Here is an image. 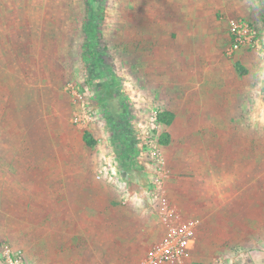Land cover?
<instances>
[{
    "label": "rangeland",
    "instance_id": "374dc122",
    "mask_svg": "<svg viewBox=\"0 0 264 264\" xmlns=\"http://www.w3.org/2000/svg\"><path fill=\"white\" fill-rule=\"evenodd\" d=\"M199 17L205 25L223 22L229 37L230 21L241 18L264 37V0H0V264H8L6 248L23 264H57L58 246L74 255L67 218L78 228L88 218L97 226L100 215L107 241L100 244L92 231L89 242L77 244L90 263L148 264L163 237L145 201L155 158L134 142L146 140L144 130L165 137L151 123L161 103L154 49L167 41L163 26L187 27V35ZM90 24L96 60L85 56ZM263 50L264 43L248 51ZM85 131L95 145L85 143ZM165 149L170 161L194 159L190 150ZM110 153L119 158L120 187L96 178ZM233 251H241L237 260L221 256L218 264L252 255Z\"/></svg>",
    "mask_w": 264,
    "mask_h": 264
},
{
    "label": "crops",
    "instance_id": "0c3cea01",
    "mask_svg": "<svg viewBox=\"0 0 264 264\" xmlns=\"http://www.w3.org/2000/svg\"><path fill=\"white\" fill-rule=\"evenodd\" d=\"M195 19L187 35V27L176 30L165 24L167 41L160 50L154 49L156 90L162 92L159 112L174 114L170 125H160L170 136L168 144L159 145L168 173L164 195L180 220L198 223L194 261L218 264L221 256L237 260L241 251L233 250L239 248L252 253L241 264H264V52L230 53L226 24L213 18L205 25L200 17ZM178 124L182 143L176 141ZM166 147L178 154L190 150L194 159L170 161ZM156 215L149 221L156 225L160 221L164 236L163 217ZM69 219L67 243L75 244L74 255L64 256L58 246L55 260L91 264L85 245L78 249L77 244L89 242L92 231L101 237L100 244L105 243V218L100 215L97 226L88 218L78 228H72ZM61 229L57 228L58 235L64 232ZM224 246L232 253L222 255L227 251ZM97 264L105 261L98 259Z\"/></svg>",
    "mask_w": 264,
    "mask_h": 264
},
{
    "label": "built area",
    "instance_id": "2783aa9c",
    "mask_svg": "<svg viewBox=\"0 0 264 264\" xmlns=\"http://www.w3.org/2000/svg\"><path fill=\"white\" fill-rule=\"evenodd\" d=\"M230 48L229 52L234 53L239 50L255 49L260 50L264 43V37L260 30L251 22L241 18L232 19L229 25ZM264 52V50H263ZM158 113L151 116V123L154 127L160 128L161 122L157 119ZM146 140L142 142L141 137L135 140L137 152L142 154L150 153L155 162L153 164V176L149 181L146 190L145 201L153 212L163 217L165 224V234L152 248L148 264H188L193 258V247L196 239L197 221L194 219L174 220L171 205L164 195V184L168 175L163 166L159 149L160 141L153 138L151 130H144ZM120 162L115 153H110L104 157L96 178L121 186L122 176L119 173ZM3 256L8 264H23L22 256L14 254L10 249L4 250Z\"/></svg>",
    "mask_w": 264,
    "mask_h": 264
},
{
    "label": "trees",
    "instance_id": "16d2710c",
    "mask_svg": "<svg viewBox=\"0 0 264 264\" xmlns=\"http://www.w3.org/2000/svg\"><path fill=\"white\" fill-rule=\"evenodd\" d=\"M89 40L87 43L88 48L85 50V56L86 58H93L94 60H96L97 56H98V51L96 49V33L94 30V26L92 24H90L89 30ZM236 69L238 70V72L240 74L244 73V69L242 68V66L239 63H236ZM157 119L159 122L164 123L166 125H170L173 122L174 119V114L172 112L169 111H164V112H159L157 115ZM163 136H165L164 138H162V140H160V143L162 144H168L170 141V136L168 133H163ZM84 141L88 146H93L96 144V140L93 138V136L90 134L89 131H85L84 132Z\"/></svg>",
    "mask_w": 264,
    "mask_h": 264
}]
</instances>
